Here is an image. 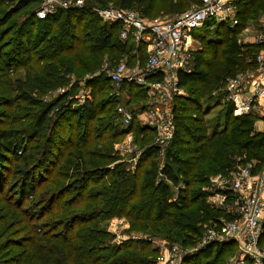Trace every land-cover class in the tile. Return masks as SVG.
Wrapping results in <instances>:
<instances>
[{
	"label": "trees",
	"instance_id": "1",
	"mask_svg": "<svg viewBox=\"0 0 264 264\" xmlns=\"http://www.w3.org/2000/svg\"><path fill=\"white\" fill-rule=\"evenodd\" d=\"M201 1L83 0L81 9L59 8L39 19L41 0H0V264H155L154 239L190 248L204 225L230 218L207 202L209 180L246 163H255L254 172L263 169L264 131L254 129L256 114L234 116L219 97L226 79L257 68L253 59L264 43L238 45L235 35L264 12V0H238L234 28L191 32L200 49L190 71L178 74L185 93L174 99L175 132L162 164L154 130L136 119L147 104L131 108L133 121L124 129L118 94L105 96L110 80L103 65L111 69L126 58L127 66H142L146 46L121 41L120 25L92 12L132 10L151 24L162 2L172 17ZM66 75L76 78L69 89L42 101ZM84 77L91 99L72 108L67 99ZM123 86L129 97L147 98L146 89ZM126 133L141 150L133 172L113 151ZM114 217L139 238L112 242L102 223ZM236 253L234 242L212 245L181 264H227Z\"/></svg>",
	"mask_w": 264,
	"mask_h": 264
},
{
	"label": "built area",
	"instance_id": "2",
	"mask_svg": "<svg viewBox=\"0 0 264 264\" xmlns=\"http://www.w3.org/2000/svg\"><path fill=\"white\" fill-rule=\"evenodd\" d=\"M237 1L202 0L199 6L190 5L183 13L151 24L144 23L132 10L92 8V12L104 23L120 25L118 37L121 41L130 39L135 44L146 46V60L142 67L137 65L129 69L126 63L120 62L110 69L105 63L102 71L117 89L133 84L152 94L147 108L136 114V119L140 125L154 130L153 145L160 150L159 155L163 154L175 132L173 100L184 95L178 83V74L187 73L192 67V54L196 49H193L191 32L204 26H208L209 30L218 26L234 28L238 24ZM83 5V0H41L36 17L43 19L59 8L81 9ZM259 27L264 31V13L259 19ZM257 39L258 43H264V34ZM253 60L257 63L255 70H247L226 79L221 90L219 101L233 106L234 116L256 114L257 107L264 100V51L255 55ZM82 88L68 97L72 108L82 106L91 99V89ZM116 114L122 127L128 129L133 121L131 110L118 106ZM141 119L148 124H142ZM254 129L264 131V122H256ZM131 136V133L125 135L126 138ZM130 152L127 150L124 154ZM131 154L132 158H138L141 150ZM254 167V162L246 163L225 176L211 178L206 188L210 193L207 202L222 209L230 218L213 221L210 226L204 225L203 235L193 247L182 248L176 243H159L155 247V264H181L184 257H191L207 247L232 242L237 246V253L227 264H245L246 261L264 264V245L261 243L264 226V168L254 172ZM108 230L113 236V242L139 238L134 235L123 238L112 225Z\"/></svg>",
	"mask_w": 264,
	"mask_h": 264
},
{
	"label": "rangeland",
	"instance_id": "3",
	"mask_svg": "<svg viewBox=\"0 0 264 264\" xmlns=\"http://www.w3.org/2000/svg\"><path fill=\"white\" fill-rule=\"evenodd\" d=\"M109 5H111V4H109ZM157 7H158L160 12L157 14V16L154 19H152L153 20L152 22H154V23L155 22H161L163 20H167V19L170 18V16L167 15L166 12H165L166 11L165 2L164 3L162 2ZM263 13L264 12L257 14V16L254 19L248 21V23L246 24V26L242 30H240L238 33H236L235 38H236V41H237L238 45H243V44H246L248 42H253L254 44H259L257 42L258 41L257 37L259 35H263L264 34V31L259 27V19H260L261 15ZM15 20H18V22H20L19 16L15 17ZM192 38H193V40H192L193 41V49H196V47L199 49L200 48V42H199L198 38L197 37L195 38L193 35H192ZM133 44L135 46H137V44H135V43H133ZM106 58L107 57H105L104 62L106 61ZM126 61H127V59L124 58L120 62L126 63V65H127ZM137 65H139L138 61H136L134 65H130V66H127V67L129 69H132V68L136 67ZM107 66H108V64H107ZM21 71H22V69L18 70L15 73L16 75L14 73H12L10 77L20 76L22 74ZM98 74H100V72H97L95 74L93 73L92 74L93 76H91L90 78H93V77L97 76ZM63 77H65V79H67L66 83H64L63 85L59 86L55 91L49 92L47 95L42 97L41 98V99H43L42 101L47 103L48 101H51L52 98H54L58 94H60L61 91L65 92L66 90L69 89L70 84L74 83V80L76 79L72 75H66V76H63ZM86 78H88V77H86ZM86 78L84 77L83 79H80L81 81H78V86L80 87L81 90H83L82 87L87 85L85 83V81H84V79H86ZM90 78H88V79H90ZM107 88L108 89L105 91V96H108V97L110 95L112 96L113 93L118 94L117 95V99H118V103L117 104H118V106H123L126 109H130V110H131V108L132 109L133 108L136 109L140 105H142L143 103L149 104L150 101H151L152 94H149V92L147 93V90L145 91L147 93L146 94L147 98L142 101V100L136 99L134 97H129V94L127 93L128 90H125L126 88H124V86H123V89L122 88L121 89H117L116 85H114L113 83H109ZM136 92L137 91L134 90L133 94H135ZM182 92H183V94L185 93V91L183 89H182ZM140 94H143V92H140ZM131 96H133V95H131ZM35 97L38 98L37 95H35ZM173 103H174V100H173ZM257 108H258V110L256 109V111H257L256 112V116H258V119L256 120V122H258V121L264 122V118H263L264 117V100L263 99L261 100V102H260V104H259V106ZM1 109L2 108H0V112H1ZM219 109H220L219 106H217L216 108L213 107L210 110V113H208L209 115L205 119H208V120L212 119L216 115L215 113H217L219 111ZM57 115H58V113L54 115V118L57 117ZM0 119H2V118L0 117ZM140 122L142 124H145V123L148 124V122H145V120H142V119L140 120ZM214 122H215V119H214ZM127 150H129L131 152H135V151L138 150L134 136H131L130 138H126V137L121 138L120 140L116 141V143L113 144V151L117 153V156L119 158H122L123 161H126L128 163L127 164L128 165V170L133 172V170H135V168H136V165L138 163L139 157L135 158V159L132 158L133 154H131V152L127 153V154H124V152L127 151ZM159 156H160V160L157 161V162L159 164H162V155H159ZM110 225H112V227L115 228V232L117 234L119 233V235L121 237H123V238L124 237L128 238V237H131L132 235L137 236V237L140 236L139 234H134V233H130L129 232V225H128L127 221L124 218L114 217V218H111L108 221L102 223V227H104L107 232L109 231L108 228L110 227ZM202 235H203V232H202ZM165 242L168 243L164 239H154L151 243H152V247L155 249V247L159 243H165ZM116 243H118V242H116ZM168 244H171V243H168Z\"/></svg>",
	"mask_w": 264,
	"mask_h": 264
},
{
	"label": "crops",
	"instance_id": "4",
	"mask_svg": "<svg viewBox=\"0 0 264 264\" xmlns=\"http://www.w3.org/2000/svg\"><path fill=\"white\" fill-rule=\"evenodd\" d=\"M199 49H200V48H199ZM199 49L196 47V51H198Z\"/></svg>",
	"mask_w": 264,
	"mask_h": 264
}]
</instances>
